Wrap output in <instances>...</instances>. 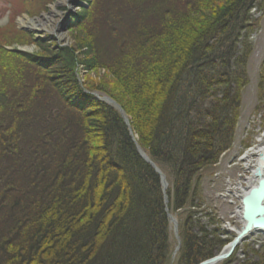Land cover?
<instances>
[{"label":"trees","instance_id":"16d2710c","mask_svg":"<svg viewBox=\"0 0 264 264\" xmlns=\"http://www.w3.org/2000/svg\"><path fill=\"white\" fill-rule=\"evenodd\" d=\"M85 1L70 51L87 49L98 78L80 83L69 53L8 51L25 33H0V264H170L160 177L137 146L165 174L174 212L195 206L201 172L233 138L253 0ZM94 92L121 106L136 143ZM193 214L174 264L214 254V232L188 230Z\"/></svg>","mask_w":264,"mask_h":264},{"label":"rangeland","instance_id":"374dc122","mask_svg":"<svg viewBox=\"0 0 264 264\" xmlns=\"http://www.w3.org/2000/svg\"><path fill=\"white\" fill-rule=\"evenodd\" d=\"M72 2L73 0H37L36 4H42L43 10H40V12L36 14H27L26 7L24 5L21 6V10L24 14H21L19 18L29 16L31 18L38 17L41 19L46 15L49 17L46 20L50 23L49 28H53L59 23L63 26L60 25L61 35L32 30L27 27V36L24 38V44H22L20 48L24 50L29 49L30 51H28V54L42 53L51 56L53 53L62 51V55H68L69 53V58H73L75 55V57H77V62L75 67H73L74 70L77 68L76 75L80 74L83 80L88 76L92 79L98 78L100 75L99 72L88 71L86 73L87 65L83 56L84 51H87V49L81 48L77 51L75 50L73 54L70 51L73 40L71 35L72 29L68 26V23L72 22V14L69 15L68 9H70L72 13L78 8ZM34 3L35 0H27L29 6H33ZM0 7H2V5H0ZM82 9L80 8L79 10L81 11ZM247 13L249 20L247 21L248 23H246L247 28L245 29L247 30L246 33H244L245 30H243L241 42L238 46L242 51H247L248 49V57L245 64L247 80L244 82V87L239 88L238 116L237 121H234L233 138L228 148L220 155L218 161L208 166L207 169H203L201 172L198 179L197 192H195L197 196L195 206H197L191 207L190 204H188L187 207L172 212L171 209H169V204L167 205L170 214L176 219L178 236L180 239V247L175 254L171 255L170 264H174L173 262L177 260L178 254L182 249V222L191 210L194 212L192 215V226L190 228L187 227L191 233L198 236L202 235L203 232L215 233L214 236L209 235V238L205 241L207 242L206 244H208L207 248L210 247L214 252L213 256L225 250L242 225L239 213V208L241 207V193L248 185L247 180L252 176L253 166L258 158L254 155L253 151L256 147L264 143V0H253ZM44 20L45 19H43V21ZM14 23L15 21L13 20L7 23L6 17H1L0 15L1 31L11 28V25ZM247 34L246 40L243 39V36ZM68 68L67 75L70 76L71 69L73 70V68L70 65H68ZM55 69L56 75L64 70L61 64L55 66ZM104 73L105 71H102V74ZM96 82H100L99 79H97ZM241 83L242 81L239 85ZM94 93L97 94V92ZM99 95L104 96L105 94ZM247 154H253L250 156L248 165L244 160ZM197 218L200 219L199 222H196V220H198ZM197 223H199L200 226L202 225L201 229H199ZM168 230L173 237L175 243L174 247H176L177 241L174 236V225L170 222ZM208 258L210 257L201 261ZM229 259L233 260L232 262L235 264L239 262H261L264 264V231L253 232L244 238V240L236 246L230 257L223 261ZM223 261L217 262L216 264H221ZM200 262L195 264H199Z\"/></svg>","mask_w":264,"mask_h":264},{"label":"water","instance_id":"95a60500","mask_svg":"<svg viewBox=\"0 0 264 264\" xmlns=\"http://www.w3.org/2000/svg\"><path fill=\"white\" fill-rule=\"evenodd\" d=\"M106 102L116 105L120 113L123 116V112L120 109V107L117 105L115 101H113L110 98H105ZM124 117V116H123ZM124 121L127 125L128 122L124 118ZM140 155L148 162L150 163L155 171L160 176V181L162 185V191L164 196V203H165V211L167 214V217L169 219V222L174 225V236L177 241V246L174 250V253L179 249L180 247V239L178 236V229H177V223L174 216H172L167 208V195H166V188L168 186V183L165 179V176L160 172V170L150 161V159L140 150H138ZM260 163L255 170V176L258 178L257 186L250 189L247 195H245L242 199V219H243V226L241 230L237 233L235 238L230 242V244L225 248L224 251H221L219 254L212 256L204 261H201L199 264H216L217 262L223 261L230 257V255L233 253L236 246L250 233L253 232H262L264 231V156H260Z\"/></svg>","mask_w":264,"mask_h":264},{"label":"bare ground","instance_id":"6f19581e","mask_svg":"<svg viewBox=\"0 0 264 264\" xmlns=\"http://www.w3.org/2000/svg\"><path fill=\"white\" fill-rule=\"evenodd\" d=\"M48 18L49 17H47L46 15L43 18H41V19L40 18L33 19V18H29V17H22V18L18 19V24L20 26L28 27V28H30L32 30L56 33L57 35H61L62 32H60V31H61V26H63V25L59 23L55 27L49 28L50 23L48 21H46ZM43 19H45V20L43 21ZM253 153H254V155H256L258 157L256 162H255V165L253 166L254 168H256L259 165L258 162H261L259 157L260 156H264V143H262L261 145L256 147L255 150L253 151ZM252 155L251 154H247L245 156L244 160L246 161L247 165L249 163L250 156H252ZM257 181H258L257 178L252 174V176L249 177L248 180H247V184H248L247 188H245L242 191L241 194L242 195L243 194L246 195V190L248 189V191H249V189H251L253 186H255L257 184ZM239 210H240L239 213H240V216H241L242 215V207L239 208Z\"/></svg>","mask_w":264,"mask_h":264}]
</instances>
